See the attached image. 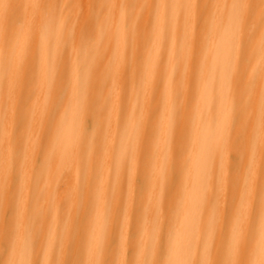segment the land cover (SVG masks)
<instances>
[{
	"label": "bare ground",
	"instance_id": "obj_1",
	"mask_svg": "<svg viewBox=\"0 0 264 264\" xmlns=\"http://www.w3.org/2000/svg\"><path fill=\"white\" fill-rule=\"evenodd\" d=\"M0 264H264V0H0Z\"/></svg>",
	"mask_w": 264,
	"mask_h": 264
},
{
	"label": "rangeland",
	"instance_id": "obj_2",
	"mask_svg": "<svg viewBox=\"0 0 264 264\" xmlns=\"http://www.w3.org/2000/svg\"><path fill=\"white\" fill-rule=\"evenodd\" d=\"M96 21H97V20H96ZM112 47H113V46H112ZM112 47H111V48H112ZM59 104H60V102H57V104L55 105V110H56V111H59Z\"/></svg>",
	"mask_w": 264,
	"mask_h": 264
}]
</instances>
